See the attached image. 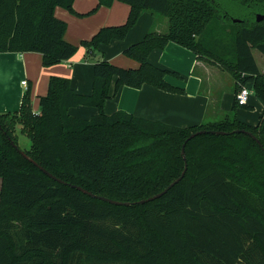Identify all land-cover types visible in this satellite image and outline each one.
I'll list each match as a JSON object with an SVG mask.
<instances>
[{"label":"trees","instance_id":"trees-1","mask_svg":"<svg viewBox=\"0 0 264 264\" xmlns=\"http://www.w3.org/2000/svg\"><path fill=\"white\" fill-rule=\"evenodd\" d=\"M114 1L130 5L128 19L81 41L90 52L124 40L144 11L166 17L168 29L150 31L124 50L136 68L97 61L91 95L77 94L69 79L53 76L39 113L29 89L18 112L0 113V264H264V115L256 126L226 115L182 128L104 111L123 86L185 93L166 80L178 73L149 61L153 50L170 42L227 70L237 91L248 85L264 104V72L253 54H264V19L256 20L264 16V0H99L88 14ZM73 4L0 0V53L38 52L44 66L71 59L78 46L65 39L67 24L55 9L77 14ZM77 106L98 112L77 118L69 114ZM234 106L252 109L236 100ZM18 125L31 144L23 152L48 172L132 204L114 205L50 178L11 144L18 146ZM235 130L251 132L262 146ZM199 131L206 132L186 143L182 180L162 197L137 204L181 176L183 144Z\"/></svg>","mask_w":264,"mask_h":264},{"label":"crops","instance_id":"crops-1","mask_svg":"<svg viewBox=\"0 0 264 264\" xmlns=\"http://www.w3.org/2000/svg\"><path fill=\"white\" fill-rule=\"evenodd\" d=\"M98 4L99 0H74L75 12L83 16L61 7L55 9V16L67 24L65 39L78 46L71 59L44 66L43 56L38 52L0 53V113L18 112L28 89L31 91L33 112L39 113L40 97L47 94L49 80L53 76L69 79L75 93L91 95L97 61L136 68L138 63L125 56L124 50L141 41L150 31L163 33L166 28L165 22L163 25L158 23L156 15L160 14L144 11L124 40H114L102 45L98 51L90 52L81 45V41L90 40L103 27L123 25L130 13V5L114 1L111 6H101L88 14ZM149 61L159 68L178 73L180 78L168 75L166 80L183 88L185 93L172 94L148 85L139 89L123 86L106 101L104 111L107 115L125 111L182 128L216 122L222 119L220 116L230 114L242 123L256 126L264 115V104L258 97L248 102L250 110H247L248 107H235L237 90L234 78L233 90L221 91L217 81L218 66L198 58L185 47L170 42L163 49L153 50ZM24 80L28 83L27 88L22 85ZM113 89L114 84L111 93ZM97 112L96 108L87 106L69 110L70 115L81 119H90Z\"/></svg>","mask_w":264,"mask_h":264},{"label":"water","instance_id":"water-1","mask_svg":"<svg viewBox=\"0 0 264 264\" xmlns=\"http://www.w3.org/2000/svg\"><path fill=\"white\" fill-rule=\"evenodd\" d=\"M264 19V16L262 14H258L256 16V20L257 22H261L262 20ZM235 23H238L240 22V20H237V19H234L233 20ZM206 131H199V132H196L194 134H191L187 140L185 141V143L183 144V147H182V155H183V158L185 160V167H184V170L181 174V176L179 178H177L174 182H172L165 190H163L162 192L152 196V197H149L147 199H144V200H140L137 202V204H145V203H148V202H151V201H154L160 197H162L165 193H167V191L169 189H171L172 187H174L177 183H179L182 178L184 177L186 171H187V160H186V156H185V146H186V143L193 139L194 137H196L197 135L199 134H203L205 133ZM211 133L213 134H220V135H226L228 134L227 132H224V131H210ZM246 133L248 134L249 136H251L252 138H254L257 143L259 145H261L260 141L258 140V138L252 134L251 132H248V131H245V130H235L233 133ZM11 144L20 152L21 155H23L26 159H28L30 162H32L35 166H37L43 173H45L46 175H48L50 178H52L53 180L59 182V183H62L64 185H68L72 188H75L79 191H81L82 193L84 194H87L88 196L90 197H93V198H97V199H100L102 201H105V202H108V203H111V204H114V205H118V206H130L132 203L130 202H120V201H116V200H113V199H109V198H106V197H103V196H99V195H96L80 186H77V185H74V184H70V183H67V182H64L62 181L61 179L57 178L56 176H54L53 174H51L50 172H48L44 167H42L41 165H39L38 163H36L32 158H30L27 154H25V152H23L22 150L19 149V147L11 141ZM262 146V145H261ZM263 148V147H262ZM264 150V148H263Z\"/></svg>","mask_w":264,"mask_h":264},{"label":"rangeland","instance_id":"rangeland-1","mask_svg":"<svg viewBox=\"0 0 264 264\" xmlns=\"http://www.w3.org/2000/svg\"><path fill=\"white\" fill-rule=\"evenodd\" d=\"M156 16L158 18V23H160L161 25H163L164 22H165L166 28L164 30H162V31L163 32H166L167 29H168V20H167V18L164 17V16H161V15H156ZM253 54H254V57H255V60H256V62L258 64V66H259V69L262 72H264V54L260 53L257 50H253ZM218 68H219V71H218L219 75H218V80L217 81H218L219 88L221 89V91H230V90H233L234 84H233V77H232V75L227 70H224V69H222L220 67H218ZM257 97L258 96L254 92H252L249 101L251 102L252 100L257 99ZM247 110H250V109L248 108ZM230 115H234V114H230ZM224 117H225L224 115L223 116H220V118H222V119ZM222 119H219V120H222ZM16 135H17V141H18L19 148L22 151L23 150H29L30 149V146H31L30 140H29V138L25 134L21 133V125H18ZM1 189H2V181L0 179V192H1Z\"/></svg>","mask_w":264,"mask_h":264},{"label":"built area","instance_id":"built-area-1","mask_svg":"<svg viewBox=\"0 0 264 264\" xmlns=\"http://www.w3.org/2000/svg\"><path fill=\"white\" fill-rule=\"evenodd\" d=\"M22 85L27 88L26 80L22 81ZM253 90L248 85L242 86L235 94V100L239 106H246L249 102Z\"/></svg>","mask_w":264,"mask_h":264}]
</instances>
